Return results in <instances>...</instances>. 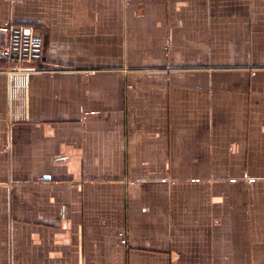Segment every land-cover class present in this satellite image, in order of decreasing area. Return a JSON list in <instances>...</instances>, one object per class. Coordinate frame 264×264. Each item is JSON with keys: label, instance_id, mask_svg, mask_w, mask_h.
<instances>
[{"label": "crops", "instance_id": "obj_1", "mask_svg": "<svg viewBox=\"0 0 264 264\" xmlns=\"http://www.w3.org/2000/svg\"><path fill=\"white\" fill-rule=\"evenodd\" d=\"M0 20L45 54L0 59V264H264V0Z\"/></svg>", "mask_w": 264, "mask_h": 264}, {"label": "built area", "instance_id": "obj_2", "mask_svg": "<svg viewBox=\"0 0 264 264\" xmlns=\"http://www.w3.org/2000/svg\"><path fill=\"white\" fill-rule=\"evenodd\" d=\"M44 55L43 37L33 26L0 20V59L22 65L42 62Z\"/></svg>", "mask_w": 264, "mask_h": 264}]
</instances>
